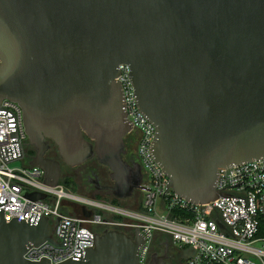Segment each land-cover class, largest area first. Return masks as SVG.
Listing matches in <instances>:
<instances>
[{"label": "water", "instance_id": "water-1", "mask_svg": "<svg viewBox=\"0 0 264 264\" xmlns=\"http://www.w3.org/2000/svg\"><path fill=\"white\" fill-rule=\"evenodd\" d=\"M121 65L130 67L138 110L156 127L149 150L167 190L193 205L233 196L221 190L244 182L217 190L219 169L264 158V0H0V103L21 106L36 153L29 166L45 172L47 186L60 183L61 162L77 168L96 158L114 183L96 179V190L118 200L150 191L141 165L123 158L133 123ZM50 141L61 162L45 157ZM5 205L0 264H52L25 254L45 242L65 247L68 225L58 244L48 217L7 222ZM144 245L139 230H107L59 264H142ZM148 264L167 263L153 255Z\"/></svg>", "mask_w": 264, "mask_h": 264}, {"label": "built area", "instance_id": "built-area-1", "mask_svg": "<svg viewBox=\"0 0 264 264\" xmlns=\"http://www.w3.org/2000/svg\"><path fill=\"white\" fill-rule=\"evenodd\" d=\"M121 82L129 122L139 135L138 163L142 167V201L134 208L81 194H74L64 183L44 184L45 172L38 167L11 168L23 161L20 155L28 142L21 106L9 100L0 103V202L5 219L28 221L31 212L48 217L56 243L62 244V224L68 225L66 246L45 242L29 249L25 258L32 262L48 259L59 264L78 259L95 247V237L104 231H121L135 237L139 230L145 238L140 249L142 264L151 259L157 236L169 237L178 251H190L186 264H264V238H258L259 218L264 217V158L232 168L219 169L217 190L222 196L205 205H193L168 188V176L150 155L156 127L136 106L130 67L120 66ZM167 190V191H166ZM42 192L44 200L32 201L27 193ZM164 194V195H163ZM82 206L91 215L76 213ZM240 212V216H239ZM223 227H222V226Z\"/></svg>", "mask_w": 264, "mask_h": 264}, {"label": "flooded vegetation", "instance_id": "flooded-vegetation-1", "mask_svg": "<svg viewBox=\"0 0 264 264\" xmlns=\"http://www.w3.org/2000/svg\"><path fill=\"white\" fill-rule=\"evenodd\" d=\"M139 139H140V135L136 130L132 131V133L129 136H127L125 139L126 153L123 156V158L128 165H133L134 163H138L137 147H138ZM28 152L31 153L30 157H34L36 154L34 148L29 145V142H27L24 146L25 156L28 154ZM45 157L48 159L61 162L57 150V146L52 141H50V149L45 154ZM30 161L31 159L25 158L24 164L26 166H29ZM61 164H62L61 179L63 176V168L65 167L70 171H72L71 178H73V180L77 183V186L84 192L90 194H94V193L104 194L107 197L114 198L110 193L106 191H98L94 187L93 182L96 179L99 181V184L102 187L112 186L114 184L110 178L111 171L107 167L101 165L96 158L92 159L91 161L77 168H69L65 166L64 163L62 162ZM60 183H64V181L61 180ZM142 195H143L142 191H136L133 197H131L130 199L119 200V201L122 203V205H124L125 202L128 203V202L136 201V206H137V203L142 201ZM75 209H76L75 210L76 213L79 214L81 213L80 206H76ZM129 236L131 235L129 234ZM177 252L178 250L175 244L170 240L169 237L157 236L154 239L153 246L151 248V257L153 255H158L161 257H165V262L167 264H177L176 263L177 262L176 256L178 255ZM181 264H186L185 262L184 263L182 262V258H181Z\"/></svg>", "mask_w": 264, "mask_h": 264}, {"label": "rangeland", "instance_id": "rangeland-1", "mask_svg": "<svg viewBox=\"0 0 264 264\" xmlns=\"http://www.w3.org/2000/svg\"><path fill=\"white\" fill-rule=\"evenodd\" d=\"M22 166H24V162L21 161V160L10 164V167L11 168H21ZM71 173H72V171H70L69 169H67V168L64 167L63 168V176H62V179L61 180L62 181L68 180L70 182V189H72V193H74V194H81V195H85V196H88V197H92L93 194L86 193V192H84L83 190H81L77 186V183L73 180V178H71ZM104 198L106 200H109L108 199L109 197H107V196H104ZM124 205L133 208V207H136V201H132V202H128V203L125 202ZM179 252H180L179 254L177 252L178 255L176 256V258H177V262L176 263L177 264H181V258L182 259H186L187 256L190 253V251H185V252H182V253H181V251H179Z\"/></svg>", "mask_w": 264, "mask_h": 264}, {"label": "trees", "instance_id": "trees-1", "mask_svg": "<svg viewBox=\"0 0 264 264\" xmlns=\"http://www.w3.org/2000/svg\"><path fill=\"white\" fill-rule=\"evenodd\" d=\"M31 153L30 152H28V154L26 155V159H31L32 157H30L31 155H30ZM64 183H65V185L67 186V187H69L70 188V182L68 181V180H65L64 181ZM72 190V189H71ZM75 192V191H74ZM104 194H98V193H94L93 194V198H96V199H100V200H102V199H104V200H106L105 198H104ZM109 199V201H111L112 203H114V204H119V205H122V203L119 201V200H117V199H114V198H111V197H109L108 198ZM257 237L258 238H264V217H260L259 218V224H258V234H257ZM180 252L178 251V254H179ZM182 262L184 263H186V259H182Z\"/></svg>", "mask_w": 264, "mask_h": 264}]
</instances>
